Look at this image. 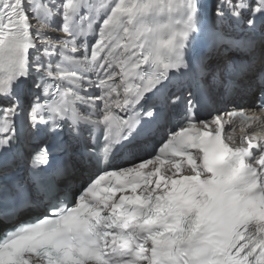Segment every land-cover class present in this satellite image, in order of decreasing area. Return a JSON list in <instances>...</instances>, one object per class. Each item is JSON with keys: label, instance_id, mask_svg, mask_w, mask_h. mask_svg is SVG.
Segmentation results:
<instances>
[{"label": "snow or ice", "instance_id": "snow-or-ice-1", "mask_svg": "<svg viewBox=\"0 0 264 264\" xmlns=\"http://www.w3.org/2000/svg\"><path fill=\"white\" fill-rule=\"evenodd\" d=\"M257 123L264 0H0V264H264Z\"/></svg>", "mask_w": 264, "mask_h": 264}, {"label": "bare ground", "instance_id": "bare-ground-1", "mask_svg": "<svg viewBox=\"0 0 264 264\" xmlns=\"http://www.w3.org/2000/svg\"><path fill=\"white\" fill-rule=\"evenodd\" d=\"M235 135V134H234ZM236 136H238V135H236Z\"/></svg>", "mask_w": 264, "mask_h": 264}]
</instances>
